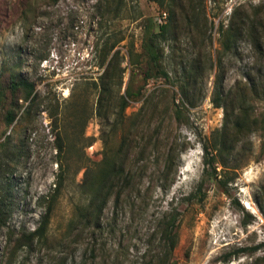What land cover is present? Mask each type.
I'll use <instances>...</instances> for the list:
<instances>
[{
    "label": "rangeland",
    "instance_id": "obj_1",
    "mask_svg": "<svg viewBox=\"0 0 264 264\" xmlns=\"http://www.w3.org/2000/svg\"><path fill=\"white\" fill-rule=\"evenodd\" d=\"M162 1L122 0L119 16L102 19L99 0H0V77L26 78L39 95L28 116L9 128L0 120V165L14 158L11 189L0 170L9 205L0 264H146L147 253L158 250V218L171 209L179 213L175 264H264V0H175L165 38L157 36L169 14ZM150 39L169 77L149 79L143 97L120 113L128 84L136 90L143 83V68L133 62ZM105 42L115 47L101 64ZM116 53L110 73L119 83L99 117L93 81ZM219 75L223 107L212 102ZM239 106L254 124L229 156L223 186L220 164L203 172L202 143L221 128L225 110L235 114ZM4 131H12L8 149ZM125 135V169L142 174L138 184L116 206L109 197L102 230L80 224L69 231L76 207L88 200L80 188L87 168L117 152ZM170 148L175 161L164 188L158 175ZM59 174L47 238L31 240Z\"/></svg>",
    "mask_w": 264,
    "mask_h": 264
},
{
    "label": "trees",
    "instance_id": "obj_2",
    "mask_svg": "<svg viewBox=\"0 0 264 264\" xmlns=\"http://www.w3.org/2000/svg\"><path fill=\"white\" fill-rule=\"evenodd\" d=\"M56 3L58 0H50ZM164 6L162 0H156ZM166 1L168 7V19L166 22L159 25L157 36L165 38L172 27V19L175 17L176 1ZM97 11L99 12L102 19L107 17H117L122 10V0H99ZM223 47L226 50L231 49L232 38L234 36L233 30H226L224 33ZM122 38L118 39V42ZM151 44H145L143 53L136 54V64L141 65L143 68L142 85L136 90L132 89V85L128 84L124 94L119 97L120 113H123L128 103L132 99H138L143 97V89L147 84V81L151 78L158 76H164L168 78V74L160 68V55L159 48L155 46L153 39H150ZM115 44L108 45L107 42L103 45L104 54L102 56L101 64L106 60V54H108ZM129 58L132 60V50L128 51ZM118 53H116L109 63L107 64L104 72L98 77V82L93 81V84L98 88V98L96 103V112L99 117H106L104 109L107 106L108 95L112 92V87L117 85V79L110 73V66L115 62ZM132 63V62H131ZM119 77V76H118ZM221 75L218 76L215 84V95L212 99L213 104L216 107L224 106V97L221 90ZM39 95L36 91L35 84L26 78L19 77L14 74H10L7 78L0 77V120L4 125L9 128L13 125L17 118H24L28 116L34 106L39 102ZM152 102L151 96H147L144 100V104L147 105ZM19 116V117H18ZM254 121L249 119L247 111L239 106L234 114L233 110H225V120L220 129L212 136V139L206 140L202 143L203 148V172L211 170L216 171V164L222 166V174L220 176L219 183L225 186L228 182L227 171L225 168L229 167L227 161L229 156L235 149L236 144L241 140V137L247 134L252 128ZM4 140L1 143L5 148L11 146L12 131L7 134L3 132ZM57 151L60 154L63 150V145L60 142V137H57ZM131 146V140L125 135L121 141L120 147L117 152L112 153L110 156H105L103 161L99 163L95 168H87L85 172L84 181L80 184L81 191L88 196L87 203L76 207L75 220L71 221L69 225V231H73L75 225H82L84 229L92 228V232L102 230V211L106 206L107 200L112 196L114 199V205H118L124 194H131L133 190V184L137 185L138 180L142 174L132 172L131 170L126 171L125 154L122 157V152L126 148ZM171 148L167 150L164 158L163 168L159 172L158 179L162 181V185L166 188L171 180L172 169L174 166L175 158L171 155ZM14 158H11L9 162L4 165H0V170L3 172L5 178V189L9 190L12 188L10 182L9 173L12 172ZM62 167V164H60ZM230 168V167H229ZM62 172V168L60 173ZM146 189L149 194L150 187ZM62 186V174H59V178L52 189V192L44 198L46 203L45 213L39 226L30 233L29 238L31 240L37 239V241H44L47 238V230L50 222V217L54 202L60 193ZM136 192L139 193V189L136 188ZM138 197V196H137ZM138 198L134 196L132 206L135 207V203ZM9 216V205L5 203L4 197L1 195L0 189V226L6 224ZM178 216L179 213L175 210L163 212L158 218L156 228L152 233V238H156L157 247L153 253H147L148 259L146 264H175L173 257V251L178 240ZM78 223V224H77ZM19 244L26 245L24 242Z\"/></svg>",
    "mask_w": 264,
    "mask_h": 264
},
{
    "label": "bare ground",
    "instance_id": "obj_3",
    "mask_svg": "<svg viewBox=\"0 0 264 264\" xmlns=\"http://www.w3.org/2000/svg\"><path fill=\"white\" fill-rule=\"evenodd\" d=\"M247 206L249 207L250 205H249V204H247Z\"/></svg>",
    "mask_w": 264,
    "mask_h": 264
}]
</instances>
